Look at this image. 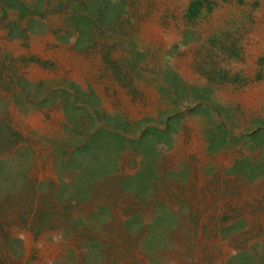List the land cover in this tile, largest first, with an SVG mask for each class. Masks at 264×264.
<instances>
[{"label":"rangeland","instance_id":"1","mask_svg":"<svg viewBox=\"0 0 264 264\" xmlns=\"http://www.w3.org/2000/svg\"><path fill=\"white\" fill-rule=\"evenodd\" d=\"M263 36L264 0H0V264H264Z\"/></svg>","mask_w":264,"mask_h":264},{"label":"bare ground","instance_id":"2","mask_svg":"<svg viewBox=\"0 0 264 264\" xmlns=\"http://www.w3.org/2000/svg\"><path fill=\"white\" fill-rule=\"evenodd\" d=\"M258 29V27L256 28ZM258 31V30H257ZM155 32V31H154ZM261 34V33H260ZM151 35V34H150ZM263 35V34H262ZM264 37V36H263ZM64 55V54H63ZM62 58V57H61ZM72 59V58H71ZM67 60V59H66ZM73 60V59H72ZM199 143L195 140L189 142L187 149L189 152H196L197 151V147H198ZM198 152V151H197Z\"/></svg>","mask_w":264,"mask_h":264}]
</instances>
